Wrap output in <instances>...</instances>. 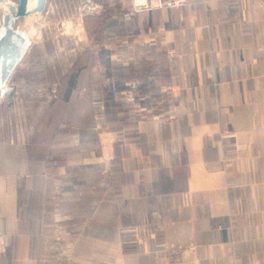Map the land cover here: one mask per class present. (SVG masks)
Here are the masks:
<instances>
[{"label":"crops","instance_id":"crops-1","mask_svg":"<svg viewBox=\"0 0 264 264\" xmlns=\"http://www.w3.org/2000/svg\"><path fill=\"white\" fill-rule=\"evenodd\" d=\"M169 1L139 19L142 64L112 65L127 75L112 77L105 101L97 87L73 89L30 143L1 152L11 263L264 264V0ZM27 3L20 22L51 0ZM98 99L110 103L100 122ZM240 131L250 155L225 164L222 141L234 148Z\"/></svg>","mask_w":264,"mask_h":264},{"label":"rangeland","instance_id":"rangeland-1","mask_svg":"<svg viewBox=\"0 0 264 264\" xmlns=\"http://www.w3.org/2000/svg\"><path fill=\"white\" fill-rule=\"evenodd\" d=\"M172 1L168 4H174ZM27 2L23 0L26 9ZM165 2L162 0L160 5L157 0H51L50 5L46 4L38 10L40 12L30 10L32 13L22 20L20 28L29 29L36 43L9 82L12 92L0 100V154L6 149L14 152L11 140L16 142L21 139L24 143H30L33 129L38 131L39 127L48 126L46 118L48 115L52 118L55 109L52 104L61 101L73 89L81 86L89 95L97 87L98 97L105 101L104 97H109L114 90L110 86L112 77L127 75V70H115L114 73L112 65L117 69L126 63L142 64L143 56L139 49L145 47L143 34L140 36L136 33L142 30L144 21L139 19L144 15L150 17L149 9H157ZM83 29L86 40L82 35ZM114 31H119L121 35L117 45L110 38V32ZM130 31L134 32L127 36ZM68 43L71 48H81L82 54L66 55ZM115 46L120 50L132 51L130 55H120L118 60H113L110 50ZM56 49L59 50L58 54ZM140 75L141 72L137 70L131 72L133 77ZM103 101L98 99V103ZM103 106L108 113L110 111V103L98 104V122L101 121ZM34 139H39V135ZM55 161L63 163L54 159L51 164ZM7 252L6 245H0V264H13L10 258L5 257ZM256 261H252V264H262Z\"/></svg>","mask_w":264,"mask_h":264},{"label":"water","instance_id":"water-1","mask_svg":"<svg viewBox=\"0 0 264 264\" xmlns=\"http://www.w3.org/2000/svg\"><path fill=\"white\" fill-rule=\"evenodd\" d=\"M21 2L0 0L4 8L0 19V100L12 92L9 82L33 45L29 34L19 26Z\"/></svg>","mask_w":264,"mask_h":264},{"label":"built area","instance_id":"built-area-1","mask_svg":"<svg viewBox=\"0 0 264 264\" xmlns=\"http://www.w3.org/2000/svg\"><path fill=\"white\" fill-rule=\"evenodd\" d=\"M157 2L161 5L162 4V0H157ZM172 3L179 5V4H183L185 3V0H173ZM194 6L197 9H204V2L203 1H199L197 3L194 4ZM255 73L257 77H262L264 76V68L262 66H257L255 69ZM235 141H234V148L231 147H227L226 143L223 142V151L225 152V160H232L235 159L237 157H248L250 154V142L247 138V136L245 135L244 132H237L234 135ZM53 168H60V169H66L68 167L67 164L65 163H58V162H54L52 164Z\"/></svg>","mask_w":264,"mask_h":264},{"label":"bare ground","instance_id":"bare-ground-1","mask_svg":"<svg viewBox=\"0 0 264 264\" xmlns=\"http://www.w3.org/2000/svg\"><path fill=\"white\" fill-rule=\"evenodd\" d=\"M204 7H205V4H204ZM21 24H22V22H20V27H21ZM250 155V154H249ZM224 156H225V152L224 151H222V159H223V161H224V163L226 164V163H228V160H225V158H224ZM249 157V156H248ZM238 158V157H237ZM236 159V158H235ZM233 160V159H232Z\"/></svg>","mask_w":264,"mask_h":264},{"label":"trees","instance_id":"trees-1","mask_svg":"<svg viewBox=\"0 0 264 264\" xmlns=\"http://www.w3.org/2000/svg\"><path fill=\"white\" fill-rule=\"evenodd\" d=\"M68 167H69V166H68ZM68 167H67V168H68ZM67 168H66V169H67Z\"/></svg>","mask_w":264,"mask_h":264}]
</instances>
